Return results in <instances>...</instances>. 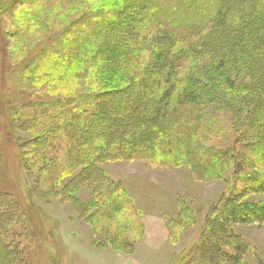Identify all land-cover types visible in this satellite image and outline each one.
Listing matches in <instances>:
<instances>
[{"label":"rangeland","instance_id":"1","mask_svg":"<svg viewBox=\"0 0 264 264\" xmlns=\"http://www.w3.org/2000/svg\"><path fill=\"white\" fill-rule=\"evenodd\" d=\"M120 1L0 0V113L13 133L12 138L5 135L0 122V251L14 258L21 255L12 264H230L225 256L232 254L228 246L237 237L250 244L239 264H264V223L229 226L220 233L218 229L221 199L235 187L246 186L240 180L261 177L264 171L238 173L236 165H229L214 169L212 179H199L184 165L159 166L144 159L96 164L95 137L70 141L63 132L53 135L56 127L68 123L66 115H61L63 104L76 105V94L92 89L89 76L94 75L74 58L76 48H64L60 35L67 33L64 40L79 41L78 35L72 38L74 26L86 16L114 10ZM143 29L148 40L141 41L144 33L140 32L126 53L136 62L154 50L152 32ZM89 36L88 30L84 40ZM168 40L178 38L168 37L164 50H176ZM99 43L94 47L101 48ZM118 46L120 52L122 46ZM38 47L52 48L58 55L34 68L30 64L40 56L33 53ZM127 58H116L117 64ZM81 59L89 61L86 56ZM205 60L183 63L179 68L182 85L216 91L212 101L203 103L201 125L206 116L214 124L207 144L234 149L238 155L251 130L244 126L252 111L242 103L246 102L241 96L244 73L237 75L239 68L232 66L218 76L209 75L210 64ZM95 63L103 68L108 60L97 58ZM76 64H83L77 67L81 72H73ZM51 101L61 104L54 109ZM82 110L87 115L93 111L89 106ZM88 128L81 129L87 133ZM241 201L260 205L264 194H251ZM238 211L242 216L249 214L241 207ZM20 215L26 219L22 221ZM214 231L218 239L211 240V249L219 259L203 254L210 243L208 234Z\"/></svg>","mask_w":264,"mask_h":264},{"label":"trees","instance_id":"2","mask_svg":"<svg viewBox=\"0 0 264 264\" xmlns=\"http://www.w3.org/2000/svg\"><path fill=\"white\" fill-rule=\"evenodd\" d=\"M118 4L114 10L86 16L78 27L74 26L72 38L78 35L79 41L64 40L67 33L60 35L64 48H76L74 58L81 60L84 67L88 65L94 75L89 76L92 89L87 94H76V105L63 104L61 115H66L68 123L65 127H56L53 135L60 136L63 132L70 141L95 137L97 142L93 143L92 151L96 164L107 160L144 159L159 166L184 165L199 179L206 176L212 179L210 173L214 169L221 171L229 165H236L238 173L264 171V0H122ZM113 15L119 17L113 19ZM142 25L152 32V48L156 51L151 50L136 62L127 58L126 53L140 32L144 33L141 41L148 40ZM88 30L90 36L84 40L83 34ZM174 36L178 41L168 42L175 44L176 50H164L163 43ZM98 42L101 48L94 47ZM119 44L122 48L117 52ZM33 53L40 55L30 64L34 68L57 54L52 48L45 51L40 47L34 48ZM116 55L127 59L117 64ZM83 56L89 57L87 63L81 59ZM202 57H207L205 61L210 64L209 75L218 76L232 66L239 68L237 75L244 73L241 96L246 102L242 103L252 108L244 126L251 130L238 155L234 149L207 144L206 138L214 124L206 116V122L201 125L205 117L203 103L212 101L216 91L193 90L189 85H182L179 68L185 62L196 64ZM97 58L108 60V65L95 66ZM83 64H76L73 72H81L77 67ZM104 72L107 76H99ZM59 104L51 101L50 106L57 109ZM84 106L93 109L90 115L82 110ZM5 118L0 113L5 135L12 138V125ZM84 125L89 127L87 133L81 129ZM75 145L81 149L80 144ZM91 164L93 160L88 162V167ZM246 179L251 180L246 183ZM240 181L246 186L235 187L220 201L219 233L229 226L264 223V203H241L248 195L264 194V175ZM239 207L249 214L242 216ZM19 217L22 221L26 219L24 215ZM208 237L210 243L203 254L219 259L216 258L219 254L211 249L212 242L218 239L215 231ZM228 248L232 254L225 256L226 262L239 264L250 244L234 237ZM0 249H3L1 245ZM4 254L0 251V264H12L14 256ZM19 257L14 259L17 261Z\"/></svg>","mask_w":264,"mask_h":264}]
</instances>
